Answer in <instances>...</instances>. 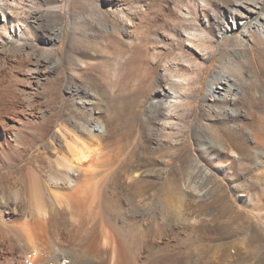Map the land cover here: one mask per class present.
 Here are the masks:
<instances>
[{
    "label": "bare ground",
    "instance_id": "1",
    "mask_svg": "<svg viewBox=\"0 0 264 264\" xmlns=\"http://www.w3.org/2000/svg\"><path fill=\"white\" fill-rule=\"evenodd\" d=\"M182 1L171 0V2H167L168 5L161 7L155 0H148L145 9H142L141 6L126 8L116 4V0H106L104 6H100L99 3L96 4L95 11L92 10L94 12L91 14L104 18L106 22L102 26L103 28L107 27L104 29L110 34H117L127 26L137 27L139 28L138 31L141 32V24L138 27L136 24L134 25L132 20V16L136 14H141V22L144 19L148 21L152 18L155 19L157 15H160L158 13H165V16L171 19V32L184 41L186 49L176 51L175 54H171L162 60L161 57L169 50L165 36L157 32V35L155 34L151 40H146V43L147 41L150 42L151 46H149L151 54H148L146 59L150 58L151 61H147L151 63L145 64L147 65L145 68L149 69H147L148 73L145 77L147 80L144 79L147 89L144 90L143 85L140 92L147 90L146 93H148L143 98L141 97L140 101L138 99L139 103L135 102L138 103V108L144 116L143 121L148 126H145L147 132H150L155 140V146L159 147L161 139H164L166 141L165 148L172 151H175L183 142L188 124L185 119L189 113H192L193 107H196V104L191 102L190 97H194L199 91L200 74L205 71L202 60L210 57L212 44L214 45L224 34L238 30L233 37L236 41L235 45L243 47V49L246 47L251 51L258 47L264 48V9H262L264 0H246L239 4L238 2H230L232 4L226 6L227 9L224 10L223 14L217 12L215 9L217 5L211 0H186L184 4ZM65 9L62 0H0V59H2L0 78L4 75L5 67L10 59H7L8 55L4 54L2 46L8 42H14L13 48L16 52H14L15 55L11 56V59L22 70L20 73L26 82L25 88L18 89V94H23L24 101L21 97V102L20 97L16 96L12 108L10 106L0 108V170L18 166L17 171L22 172V164H19L24 159L25 146L35 143L37 136L42 138L47 130L46 127H49L48 124H50L49 121L52 116L47 110L38 108L33 93L38 92L37 90L40 88L42 89V86L45 87L46 81L55 73L63 74L61 70H58V66L61 67V59L52 47L54 42L59 39L62 28L59 26L50 29L45 23V18L51 15L56 22H61ZM257 12L261 13L260 16L251 22ZM109 15L113 16V22H108L107 16ZM219 18L221 24H217L218 26L215 27L217 29L216 36L211 27V19L215 22ZM178 25H183L181 31L177 30ZM140 32L138 33L140 34ZM145 32L147 31L142 33ZM38 38L41 39V42L34 43ZM140 41L145 42L142 39ZM144 46L145 43L138 44L133 48L139 51ZM146 47H148L147 44ZM145 50H149V48H145ZM135 52H132V55L136 54L137 60H141L140 55L143 52L139 54ZM132 55H130L131 58ZM135 57L133 58L136 62ZM129 58L127 61L132 62ZM75 60L78 61V65H81L82 69L83 65L90 64L78 57ZM143 61L145 62V60ZM126 64L128 66L131 63L126 62ZM141 64L143 63L141 62ZM243 68L242 66L241 69L244 71ZM241 69H238L237 74H231L225 70L222 73L214 72L215 75L207 83L206 92L203 95V100L208 102L205 107L215 109L212 106L217 101L225 104L229 101L235 105L236 99L242 95L243 98L257 99L263 80L256 74L245 78ZM124 81L126 82V80ZM19 82L21 83V81ZM68 89H73L74 93L79 96L77 101L79 111H82L83 106L86 105L84 98H92L95 95L85 86L68 85ZM1 92L0 90V99L3 100L5 92ZM143 94L140 93V96ZM116 96H122V93L119 94L118 92ZM259 99L261 98L259 97ZM4 101L6 100L4 99ZM135 105L132 104V107ZM235 109L229 107L224 112L226 111V114L231 115L235 113ZM89 111L83 119H76L74 116L65 117L59 123L60 135H55L50 139L48 146L36 154V163L29 167L27 174L20 173L21 187L11 192L5 188L0 191V264H139L141 257L145 256L136 254L139 252L135 253V250L143 247L149 249L151 253L152 248L156 249V246L159 247L160 243H163V247L157 248L159 250L151 256V260H141L143 264H159L160 259H163L161 256L167 254L165 252H168L167 250L172 246L171 237L173 235L171 236V233L175 228L172 227L173 221L177 215L180 216V213L177 212L179 204L177 205L173 200L174 196H169L178 192V187L171 178L168 180L167 188L165 187L166 189L163 191L165 195L163 197L169 200L167 204L170 207L165 215L162 212L161 214L157 212L155 208L147 212L142 208L145 206L140 207V204L133 200L129 201L127 208L125 207L124 210L120 211L118 209L122 208L124 200L119 202L112 199L111 207V201L107 204L110 199L109 196L108 200H101V203L106 201V207H100L104 210H95L97 204H95L94 199L98 196H90L89 191L91 190L92 178L94 175L96 176L99 168L93 171L92 167L94 168L98 163L93 165L94 161L104 155H101L103 152L100 153V147H97L99 144H94L95 141L101 140L107 131V126L94 110ZM11 112L13 114L9 120L1 118L3 113L10 114ZM114 113L117 115V110ZM248 114L249 116H246L242 121L235 119L234 122L237 123V126L228 128V138L225 140L227 141L226 148L230 150V154L234 155L241 165L245 164L243 139L246 138L247 131L251 133L255 142L264 148V101H262V108L259 112L251 111ZM214 143L217 147L218 144L220 145L219 141ZM262 147L259 149L254 145L247 146L258 171H264V149ZM58 148L65 150L68 157L59 155L55 159H51V155L59 152ZM226 148L223 149L226 150ZM92 152L95 157L93 158L94 161H91L90 169L82 171L78 167L81 160L88 157ZM95 158L97 159L95 160ZM102 160H100L101 163H103ZM88 164L87 166H90ZM193 165L206 180L209 179V174L212 173L210 170L201 166L197 160ZM222 166L223 164L219 165L218 169H221L220 172L225 174L224 166ZM103 169L99 170L103 172ZM11 172L13 173L12 170H10ZM129 172H134L133 175L137 173L135 169H129ZM201 175L199 176L201 177ZM128 176L130 175L128 174ZM191 181L193 178L189 177L187 182ZM255 181L261 186L255 192V196H260L258 198V202H260L264 197V178L258 176ZM52 188H56L58 192L53 191ZM107 205L111 209H108L110 207ZM113 206L117 207L118 211H110ZM86 208L89 210L86 211ZM185 218H182L180 223L181 221L187 223L188 219ZM100 223L101 227L99 228ZM189 226H186V231L191 228ZM257 238V235L254 236L247 249L250 257H254L259 246ZM162 250L165 254H162ZM159 251H162L161 254L158 253ZM95 257H99V260L96 261ZM249 260L246 264L251 263L252 260ZM221 264H231L230 258H225Z\"/></svg>",
    "mask_w": 264,
    "mask_h": 264
},
{
    "label": "rangeland",
    "instance_id": "2",
    "mask_svg": "<svg viewBox=\"0 0 264 264\" xmlns=\"http://www.w3.org/2000/svg\"><path fill=\"white\" fill-rule=\"evenodd\" d=\"M62 1L66 9L61 22H56L49 15L45 18V23L50 29H55L59 26L62 28L59 39L54 42L52 47L61 59V67L58 66V70L62 71L63 76L55 73L46 81L45 87L42 86V89L40 88L37 90L38 92L33 93L34 101L37 103L38 108L47 110L49 115L52 116L49 121L50 124H48L49 127H46L47 130L42 138H39L40 136L35 138L36 144L25 146L24 159L19 164H22V172L17 171L18 166L14 167L15 169L3 168L0 170V191L5 188L8 192H11L21 187L20 173L27 174L29 167L36 163V154L43 151L48 146L50 139L55 135H60L58 130L59 123L65 117L74 116L76 119H83L90 112L89 110H94L105 126H107L106 134L104 133L101 137L100 143L95 141L94 144H99L97 147H100V153L103 152L101 155L103 154L104 156L98 157L97 155L98 159L95 158L97 160L94 161L95 154L92 152L88 157L81 160L78 167L82 171L84 169L88 171L92 164L91 161H94L93 165L98 162V167L97 165L94 168L92 167L93 171L98 168L101 170L104 168L103 172L98 169V173L92 178L91 190L89 191L90 196H100L94 199L96 201L95 204L99 205H95L96 211H100L98 209L104 210V208L100 207H106V201L101 203V200L110 198L107 204L112 199L119 202L124 200L122 208L118 209L113 206L110 211L124 210L125 207H128L129 201L133 200L135 203L140 204V207L145 206L142 208L147 212L155 208L157 212L160 214L162 212L165 215L170 210V207L167 204L169 200L163 197L165 196L163 191L167 188L168 180L171 178L178 187V192L169 196H174L173 200L177 205L179 204L177 212L180 213V216L177 215L175 221H173L172 227H175V230L173 229L171 233V236L173 235L171 237L173 247H169L168 252H165L167 254L164 253V250H162L163 252H158L165 254L161 256L164 260L160 259L159 264H176L178 262L179 264L182 262L184 264H221L227 257L230 258L231 264H246L249 259L252 260L249 264H256V262L257 264H264V197L258 202L260 196H255V192L261 187L255 180L258 176L264 178V171H258L254 160H252L247 150V146L254 145L261 149L262 145L257 144L258 142H255L251 133L247 131L246 138L243 139L245 164L241 165L237 162L235 156L230 154V150L226 148L227 141H225L228 138V128L237 126V123L234 122L235 119L242 121L246 116H249L248 113L251 111L259 112L262 108V101H264V48L258 47L251 51L246 47L245 50L243 47L235 45L236 41L233 37L238 30L224 34L214 45L212 44L210 57L202 60L205 71L200 74L199 91L194 97H190L191 102H194L196 107H193L192 113H189L190 116L188 115L185 119L188 124L185 130L186 133L184 132L183 142L175 151H172L165 148L166 141L161 139L159 147L162 146L163 148L159 149V147L155 146L153 136L150 132H147L146 127L148 126L144 123V116L137 104L148 93H146L147 90L144 91L147 89L144 81L146 82L147 78L145 77H147L148 73V68H145V66L147 67L145 64L151 61L148 57L146 59V56L151 54V46L150 42L147 41L146 43V40H151L155 34L157 35V32L165 36L169 50L161 57L162 60L171 54H175L176 51L186 49L184 41L171 32V19L167 18L165 13H158L160 15H157L155 19L152 18L149 21L144 19L141 22V14H136L132 16V20L136 26L141 24V32L138 31L139 28L137 27L127 26L117 34H110L106 32L107 27H104L106 28L104 29L102 26L106 22L104 18L91 15L95 11V5L99 3L100 6H104L106 0ZM185 1L183 0L182 3L184 4ZM212 1L217 5L215 8L217 12L223 14L224 10L227 9L226 6L232 4L230 2H238L239 4L246 0ZM147 2L148 0H116V4L126 8L141 6L142 9H145ZM155 2H158L159 6L165 7L167 2L169 3L171 0H155ZM163 4L164 6H162ZM262 9H264V5ZM260 14L257 12L251 22H254ZM107 20L108 22H113V16H107ZM216 21L214 22L211 19V27L217 36L215 27L221 24V19L219 18ZM143 27L147 30L143 29ZM182 29L183 25H178L177 30L181 31ZM135 30L140 32V34L138 32L137 34ZM144 31L147 32L143 34L142 32ZM147 33L148 35H146ZM141 39L145 42L140 41ZM40 42L41 39L38 38L34 43ZM144 43L143 50L139 49L138 51L133 48L138 44L142 45ZM146 44L148 47H146ZM14 45V42H8L2 46L4 54L8 55L7 59H10L5 67L2 79L0 78V83H2L0 84V90L5 92H3L5 96L2 98L3 100L0 99V108L4 106L12 108L14 97L16 96L20 97L19 100L21 102V97L23 101L25 99L23 94H18V89L25 88L26 82L22 73H20L22 70L11 59V56L15 55L14 52H16L13 48ZM145 48H149V50H145ZM132 52L138 54L143 52L140 55L141 60H137L135 57L137 55H132ZM130 55H132V58L135 57L136 62ZM76 57L86 62L88 61L90 64L86 63L88 66L83 65L82 69L81 65H78V61L75 60ZM190 57L195 58L196 56ZM128 58L132 62L127 61ZM0 62H2V59H0ZM126 62L131 64L126 66ZM148 63L150 64L151 62ZM242 66L244 71L241 69ZM125 69L128 73L125 72ZM238 69H241L245 78L256 74L263 80V85L259 88L258 100L256 98H243L242 95L236 99L237 103L235 105L229 101L226 104L217 101L212 106L215 109L205 107L208 102L203 100V95L206 92V85L212 76L215 73H222L224 70L231 74H237L239 72ZM126 77L127 79H125ZM23 82L25 83L23 84ZM68 85L85 86L89 91L95 93L92 98H84L86 105L83 106L82 111H79L77 107L79 96L74 93L73 89L69 90ZM141 87L144 89L142 92H140L142 90ZM118 92L119 94L122 93L124 98L122 96L117 97ZM143 92L145 93L143 94ZM140 93L143 95L140 96ZM126 95L129 96L127 97ZM132 104L136 105L132 107ZM85 107H87V110ZM229 107L236 108L235 113L231 114L232 116L226 114V111L224 112ZM116 110L118 114L120 113L119 115L117 114L118 116L114 113ZM11 114L13 113H3L1 118L9 120ZM213 139L216 143L219 141L220 145L218 144V147L213 142ZM223 148H226V150ZM262 149L264 148L262 147ZM59 155L65 158L68 157L67 152L63 149H59L58 153L55 152L50 157L55 159ZM196 160L199 161L201 166L212 172L209 174V179L206 180L199 170L195 168L193 164H195ZM87 164L90 166H87ZM103 164L104 166H102ZM222 164L225 174H222L220 172L221 169H218V166ZM129 169H135L136 175L132 174L134 172L130 173ZM10 170L13 173H10ZM189 177H192L193 181L187 182ZM52 189L58 192L56 188ZM99 201L100 203L98 204ZM107 206L112 207V204ZM111 207L108 209H111ZM88 208L85 210H89ZM175 209L177 208L175 207ZM182 218L188 219L189 223L182 221L180 223ZM186 226L191 228L186 231ZM100 227L101 223L99 224ZM256 235L259 240V246L257 245L258 248L254 257H250L247 249ZM162 245L163 243H160V246L156 247L161 249ZM157 248H152L151 253L149 249L143 247L135 250V253L139 252L136 254L145 256L141 257L138 263L143 264L141 262L142 259H145L144 261L151 260V256L159 250ZM148 253L150 254L148 255ZM168 253L169 256L171 253L172 255L169 257ZM166 255L167 257H165ZM146 257L149 258L146 259ZM174 259H177V261ZM95 260L98 261L99 257H95Z\"/></svg>",
    "mask_w": 264,
    "mask_h": 264
}]
</instances>
